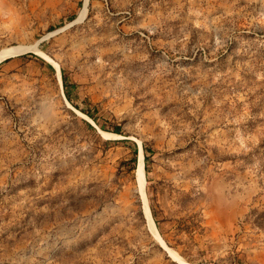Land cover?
<instances>
[{
	"label": "rangeland",
	"instance_id": "obj_1",
	"mask_svg": "<svg viewBox=\"0 0 264 264\" xmlns=\"http://www.w3.org/2000/svg\"><path fill=\"white\" fill-rule=\"evenodd\" d=\"M25 48L0 264H264V0H0V55Z\"/></svg>",
	"mask_w": 264,
	"mask_h": 264
},
{
	"label": "trees",
	"instance_id": "obj_2",
	"mask_svg": "<svg viewBox=\"0 0 264 264\" xmlns=\"http://www.w3.org/2000/svg\"><path fill=\"white\" fill-rule=\"evenodd\" d=\"M18 57H34L33 56V54H26V55H22V56H18ZM17 57V58H18ZM11 59H13V58H10V59H6L5 61H3L2 63H5V62H8L9 60H11ZM1 63V64H2ZM49 66V65H48ZM50 68H51V66H49ZM61 80H62V84H63V87H64V89H65V96H66V98H67V100L68 101H70V98H69V92L67 91V85H68V79L64 76V75H62V77H61ZM85 114L88 116V117H90L91 119H93V116H92V114H91V112H89V111H85ZM106 131V130H105ZM112 133H114V134H120V130H119V128H117V127H115V128H113L112 129V131H111ZM144 162H145V164H144V169L146 170L147 169V161H148V159H149V157H148V153H151V151L150 150H147V149H145L144 148ZM136 150H135V152H134V158L131 160V162H136Z\"/></svg>",
	"mask_w": 264,
	"mask_h": 264
},
{
	"label": "bare ground",
	"instance_id": "obj_3",
	"mask_svg": "<svg viewBox=\"0 0 264 264\" xmlns=\"http://www.w3.org/2000/svg\"><path fill=\"white\" fill-rule=\"evenodd\" d=\"M16 51V50H15ZM15 51H12V50H9V51H6V52H4L3 54H1L0 55V60L1 59H6V58H9L10 56H13V53L15 52ZM17 51H18V49H17ZM58 74V73H57ZM102 134H104L105 136H108V135H111V136H117V135H112V134H107V133H102ZM140 155V154H139ZM138 173H139V175H138V177L142 174V173H144V164H143V158L142 157H139V164H138ZM136 174H137V172H136ZM143 178V177H142ZM144 197V196H143ZM142 197V198H143ZM143 205V207H144V209H145V211H146V213H147V218L149 219V225H150V228H152L153 229V222H152V220H151V217H150V212H149V209H148V205H147V201H146V199H144L143 200V203H142ZM151 229V230H152ZM152 231H154V229L152 230ZM156 233V232H155Z\"/></svg>",
	"mask_w": 264,
	"mask_h": 264
},
{
	"label": "water",
	"instance_id": "obj_4",
	"mask_svg": "<svg viewBox=\"0 0 264 264\" xmlns=\"http://www.w3.org/2000/svg\"><path fill=\"white\" fill-rule=\"evenodd\" d=\"M34 52L33 51V49L32 48H25V49H23L22 51H18V52H14L13 54H14V56L13 57H17V56H20V55H23V54H25V53H27V52ZM51 65V64H50ZM52 66V65H51ZM165 244V243H164Z\"/></svg>",
	"mask_w": 264,
	"mask_h": 264
}]
</instances>
